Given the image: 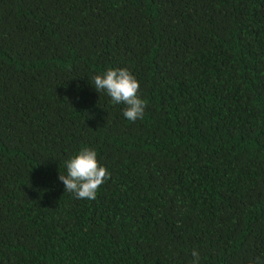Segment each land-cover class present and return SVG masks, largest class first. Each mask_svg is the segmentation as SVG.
Returning a JSON list of instances; mask_svg holds the SVG:
<instances>
[{
	"label": "trees",
	"instance_id": "1",
	"mask_svg": "<svg viewBox=\"0 0 264 264\" xmlns=\"http://www.w3.org/2000/svg\"><path fill=\"white\" fill-rule=\"evenodd\" d=\"M128 69L123 116L94 87ZM83 147L95 200L58 179ZM264 260V0H0V264Z\"/></svg>",
	"mask_w": 264,
	"mask_h": 264
},
{
	"label": "clouds",
	"instance_id": "2",
	"mask_svg": "<svg viewBox=\"0 0 264 264\" xmlns=\"http://www.w3.org/2000/svg\"><path fill=\"white\" fill-rule=\"evenodd\" d=\"M93 79L98 93L104 91L113 104L125 105L123 116L127 120L143 119L147 101L138 95L140 84L128 69L110 67ZM66 170V175L60 174L58 179L64 184L65 192L74 194L77 199L95 200L100 186L110 179L108 169L99 164L97 152L89 147H83L68 159ZM191 255V264H200L199 252L194 249ZM250 264H264V260L256 257Z\"/></svg>",
	"mask_w": 264,
	"mask_h": 264
}]
</instances>
